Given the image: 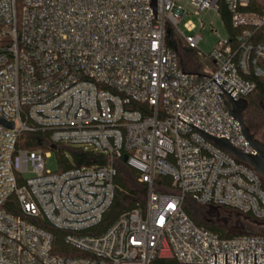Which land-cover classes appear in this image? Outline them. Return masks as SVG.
<instances>
[{"label":"built area","instance_id":"obj_1","mask_svg":"<svg viewBox=\"0 0 264 264\" xmlns=\"http://www.w3.org/2000/svg\"><path fill=\"white\" fill-rule=\"evenodd\" d=\"M190 1L196 14L223 2L241 31L206 54L195 23L180 29L177 0H0V264H264L263 234L222 237L183 208L188 195L264 221L263 177L189 125L255 153L213 79L235 100L264 80V0ZM168 31L210 60L203 73L181 66ZM34 131L108 163L47 170L51 151L19 147ZM119 159L148 184L146 201L91 232L115 200ZM159 176L179 193L156 192Z\"/></svg>","mask_w":264,"mask_h":264},{"label":"trees","instance_id":"obj_2","mask_svg":"<svg viewBox=\"0 0 264 264\" xmlns=\"http://www.w3.org/2000/svg\"><path fill=\"white\" fill-rule=\"evenodd\" d=\"M17 1L19 2L20 0ZM249 10L256 9L249 7ZM221 15L224 19L228 32L232 36H236L241 30H237L232 26L231 13L227 10V7L223 2L221 3ZM172 36L181 66L193 72L203 73L206 65L211 63L210 60L199 57L196 50L185 46L173 31ZM254 41L264 42V29H260L255 33ZM261 64L264 65V62ZM248 100L250 102V106L246 111V115L249 117L246 124L250 127V129H253L257 126L255 122L258 121L261 113V108L257 100H261L264 103L263 79H257V88L248 97ZM19 147L28 150H41L43 152L54 150L58 161V171L60 172L70 168L102 166L108 163L107 156L101 152L65 143H54L50 139L49 133L43 131L23 133L19 141ZM115 164L118 170L117 176L115 177V183L117 185L115 200L103 222L98 228L91 230V232H103L120 215L143 206L146 201L149 189L148 184L139 182L137 172L127 165L123 159L117 160ZM154 190L160 193H179L178 190L172 186V178L169 176H159L154 182ZM198 206L206 209L205 206L198 204L191 196H185L183 208L196 224L205 226L212 232L219 233L222 237H232L240 234L236 230L229 231L228 226L226 227L221 223L211 222L206 216L205 219L201 218ZM7 210L12 209L8 208ZM53 231L57 234V240L60 244L63 232L59 230ZM151 264L181 263L173 259H155Z\"/></svg>","mask_w":264,"mask_h":264},{"label":"water","instance_id":"obj_3","mask_svg":"<svg viewBox=\"0 0 264 264\" xmlns=\"http://www.w3.org/2000/svg\"><path fill=\"white\" fill-rule=\"evenodd\" d=\"M153 6L156 7V0H153ZM167 38L168 43L170 47L176 50V46L172 39V34L170 31L167 32ZM216 84L224 91V93L227 95L229 99V103L225 102L223 97L221 96L224 104L226 105L228 111L230 114L239 121L241 125V132L245 136L246 140L250 144V146L253 148L255 153H249L245 151L244 149L232 144L226 137H220L217 138L213 134H209L206 131L198 128L197 126L193 124H189L192 127H196L198 132L200 134H203L207 139L212 141L216 146L221 148L222 150L226 151L227 153L234 156L237 160L244 162L248 165H250L258 174H260L264 179V141L260 140L256 137V134L252 132L250 127L246 124L244 119V112L247 111V109L250 106V102L247 98H239L238 100H235L230 94L233 90L230 92H227L222 86L227 82L225 79L222 81L221 84H219L215 78L213 79ZM3 124H5L9 128H13V123H7L4 120H1ZM124 161L126 162L128 159V156H124ZM206 214L210 218V220H215L216 223H221L224 226H229L231 222V216L232 214H229V216H223L221 209L217 206H208L206 209ZM235 223L232 226L236 231H238L240 234H254L256 233L251 227H248L244 224L245 222L250 223L251 225H255L259 228L260 233L264 235V221L254 220L249 216H243L240 213L235 214ZM215 264H216V254H215ZM225 264H227V254H225ZM236 264H238V254H236ZM254 264H262V263H256V254H254Z\"/></svg>","mask_w":264,"mask_h":264},{"label":"rangeland","instance_id":"obj_4","mask_svg":"<svg viewBox=\"0 0 264 264\" xmlns=\"http://www.w3.org/2000/svg\"><path fill=\"white\" fill-rule=\"evenodd\" d=\"M178 5L182 8L186 9L189 12V15L184 17L180 23V29L187 33L185 24L188 21H192L196 24V32H200L202 34V39L199 43V48L201 51H203L206 54H209L212 52L214 47H216L219 40H226L229 32L225 26L224 19L220 13H218L215 10L212 9H204L199 14H196V7L191 3L190 0H177ZM201 22L204 23V27L201 28ZM203 62V61H202ZM260 108L261 113L259 116L258 121L255 122L257 125V135L256 137L260 140L264 141V103L261 100H257ZM46 168L47 170L51 171H57L58 170V161L57 156L54 150L51 151L50 157L46 159ZM199 207V206H198ZM199 213L201 214V218L205 219V216L208 220L210 218L206 214V209L199 207ZM223 216H229V214L226 215V213L222 212ZM235 217L234 215L231 216V222L228 226L229 231L235 230L232 228V226L235 223ZM211 222H215V220H210ZM244 224L248 227H251L256 233H260V230L255 225H251L248 222L244 221Z\"/></svg>","mask_w":264,"mask_h":264},{"label":"flooded vegetation","instance_id":"obj_5","mask_svg":"<svg viewBox=\"0 0 264 264\" xmlns=\"http://www.w3.org/2000/svg\"><path fill=\"white\" fill-rule=\"evenodd\" d=\"M248 116L246 115V111L244 112V119H245V122L248 120ZM252 130V132H254L256 135H257V128L256 127H254L253 129H251ZM221 212H224V213H227V214H232V215H234L235 216V214L233 213V212H231V211H227V210H225V209H223Z\"/></svg>","mask_w":264,"mask_h":264}]
</instances>
